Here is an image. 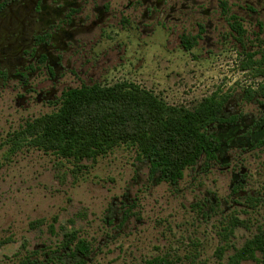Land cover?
<instances>
[{
  "label": "rangeland",
  "instance_id": "374dc122",
  "mask_svg": "<svg viewBox=\"0 0 264 264\" xmlns=\"http://www.w3.org/2000/svg\"><path fill=\"white\" fill-rule=\"evenodd\" d=\"M217 33L211 49L200 42L186 52L176 34L157 31L142 46L129 44L120 64L112 53L113 61L98 74L100 85H137L170 106L190 108L214 92L230 94L222 117L238 116L237 123L208 130L220 138V152L202 157L175 185L151 176L149 163L132 147L79 163L26 141L11 151L9 135L58 104L17 108L11 95L0 92V264L27 258L71 264L81 257L61 248L70 232L90 244L86 264L154 258L227 264L235 249L264 229V99L245 94L264 79L242 70L243 51L258 47L250 36L240 48L225 31ZM88 83V75H68L59 90Z\"/></svg>",
  "mask_w": 264,
  "mask_h": 264
},
{
  "label": "flooded vegetation",
  "instance_id": "af4514ba",
  "mask_svg": "<svg viewBox=\"0 0 264 264\" xmlns=\"http://www.w3.org/2000/svg\"><path fill=\"white\" fill-rule=\"evenodd\" d=\"M157 31L176 34L181 47L188 39L190 50L216 45L213 31L240 48L250 36L260 50L264 0H0V92L17 108L59 104L68 75L98 84L112 53L120 64L129 44Z\"/></svg>",
  "mask_w": 264,
  "mask_h": 264
},
{
  "label": "trees",
  "instance_id": "16d2710c",
  "mask_svg": "<svg viewBox=\"0 0 264 264\" xmlns=\"http://www.w3.org/2000/svg\"><path fill=\"white\" fill-rule=\"evenodd\" d=\"M192 46L193 42L183 38L185 51ZM243 53L246 61L242 70L264 79V49ZM245 94L248 100L256 96L264 99V81ZM229 98L230 94L214 92L186 108L170 106L153 93L126 82L113 86L82 85L63 92L56 111L27 122L21 130L10 134L8 141L11 151L26 141L45 153L76 163L94 161L120 146L132 147L140 159L149 163L151 176L157 175L161 181L175 185L185 170L193 168L202 157L214 159L220 152V138L208 130L215 125L237 123L238 116L222 117ZM260 144L264 145V139ZM234 221L227 228L229 234L233 233ZM61 248L74 257L80 255L71 264H86L91 253L90 244L79 239L76 232L64 235ZM249 260L264 264V229L235 249L227 264ZM21 264L46 263L27 258ZM144 264L175 263L154 258Z\"/></svg>",
  "mask_w": 264,
  "mask_h": 264
}]
</instances>
